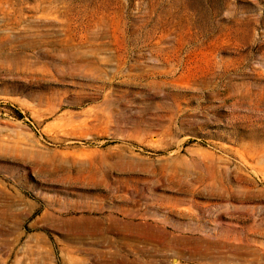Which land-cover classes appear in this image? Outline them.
Listing matches in <instances>:
<instances>
[{
    "label": "rangeland",
    "instance_id": "374dc122",
    "mask_svg": "<svg viewBox=\"0 0 264 264\" xmlns=\"http://www.w3.org/2000/svg\"><path fill=\"white\" fill-rule=\"evenodd\" d=\"M0 264H264V0H0Z\"/></svg>",
    "mask_w": 264,
    "mask_h": 264
}]
</instances>
